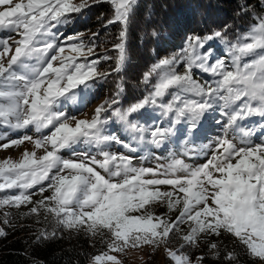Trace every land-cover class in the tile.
<instances>
[{"label": "snow or ice", "instance_id": "snow-or-ice-1", "mask_svg": "<svg viewBox=\"0 0 264 264\" xmlns=\"http://www.w3.org/2000/svg\"><path fill=\"white\" fill-rule=\"evenodd\" d=\"M101 2L112 7L104 27L120 25L110 49L98 52L103 43H97L98 32L87 41L83 33L61 39L58 26ZM136 4L0 0V32L9 33L0 37V128L5 130L0 149L32 145L19 159H0V192L5 193L0 196V237L7 236L5 226L12 223V212L5 209L27 208L19 215L42 216L55 225L52 231L39 230L37 243L54 238L58 229L99 237L103 250L88 264H123L121 257L129 250L145 247L163 248L170 264H204L209 255L234 264L239 259L234 249L222 251L220 244L204 239L224 234L264 264V137L254 142L255 128L243 123L259 117L264 130V0L255 7L247 0L241 5L251 23L235 40L224 31L190 35L180 53L153 63L142 74L146 94L126 108L119 106L125 90L121 79L90 118L70 116L62 110L66 101L83 102L98 81L123 71ZM212 41L227 46L226 56L213 59ZM108 61L114 67L101 71L100 64ZM197 70L213 79H197ZM147 108L156 113L151 123L134 118ZM217 109L223 123L209 143L199 149L185 144L183 153L169 151L165 162L154 167L134 163L131 153L166 148L182 123L186 134L195 136L206 113ZM161 118L166 126L158 122ZM111 123L127 136L109 132ZM112 144L129 154L107 150ZM81 145L85 150L75 151ZM64 150L72 158H65ZM186 155H203L205 162L189 164ZM36 193L42 198L34 200ZM158 205L166 212L152 210ZM174 238L180 241L175 248ZM201 243L207 254L187 251Z\"/></svg>", "mask_w": 264, "mask_h": 264}, {"label": "trees", "instance_id": "trees-1", "mask_svg": "<svg viewBox=\"0 0 264 264\" xmlns=\"http://www.w3.org/2000/svg\"><path fill=\"white\" fill-rule=\"evenodd\" d=\"M247 3L255 7L257 0H247ZM243 4L245 0H137L128 26L127 61L123 71L119 74L113 73L107 80L98 81L87 98H93L94 101L111 98L116 91V84L122 79L125 90L120 97L119 106L126 108L141 99L146 94L145 86L141 82L143 72L160 58L180 53L190 35L204 36L214 31H224L229 40H235L237 36L245 33L251 23V16L241 14L240 8ZM111 16L112 7L109 3L92 4L81 13L70 16L68 29L74 34L98 32L100 39L97 43L103 41L98 52H102L104 48H111V43L115 41L120 30L119 24L104 27ZM208 47L213 49V53L226 56V49L221 41H212ZM109 55L114 56L115 52L110 51ZM112 67L113 61L101 63L99 66L101 71L110 70ZM180 70L183 71V68ZM155 114L152 109L147 108L134 118L142 123L152 122ZM112 127L119 129V132L122 130L116 123H111L108 129ZM3 195L5 193L0 192V196ZM5 210L12 212V223L5 226L7 236L0 237V264H88L92 255L103 250L99 237L91 238L84 232L68 229H58L54 238L37 243L34 237L39 230L48 227L52 231L55 225L46 223L42 216L37 218L19 215L20 212L27 211V208ZM187 227L184 225L183 229L186 231ZM204 239L217 242L222 251L234 249L239 257L234 264H260L258 259L246 254L228 234ZM179 243L174 238L171 246L178 247ZM187 251L196 256L207 254L208 249L201 243L198 249ZM129 262L127 260L128 264H161L155 255L149 256L142 263ZM163 264H170L168 258ZM204 264H226V261L209 255Z\"/></svg>", "mask_w": 264, "mask_h": 264}, {"label": "rangeland", "instance_id": "rangeland-1", "mask_svg": "<svg viewBox=\"0 0 264 264\" xmlns=\"http://www.w3.org/2000/svg\"><path fill=\"white\" fill-rule=\"evenodd\" d=\"M68 27H69V23L58 26V34H61V39L63 37L75 35L73 31H70V29H68ZM92 33L93 31L83 33L86 41L90 38ZM7 35H9V33L0 32V37ZM221 45L225 49H227V46L223 42H221ZM218 57H224V55L213 53V59ZM195 73H196L195 77L201 81H206V80L210 81L211 79H213L210 76V74L203 73L199 70H197ZM101 102L102 100L94 101L93 98H87L83 102L66 101L63 105L62 110H65L70 116H76L78 119L90 118L95 107ZM160 122L163 123L165 126L168 123L167 120L163 118L160 120ZM259 122H260L259 117H253L250 120L243 122L245 127L255 128V135L253 136V141L256 143H259L260 139L264 137V130H261V128L259 127ZM222 123H223V117L220 115L219 110L217 109L214 111H210L206 113V115L202 119L200 123L199 131L195 134V136H188L186 134V124L182 123L177 126L179 131L177 132V135L176 137H174L173 141L170 142L166 148H162V149L152 148L146 151H138L136 153H131L130 155H133L135 157L134 163H136L137 166L154 167L157 163L165 162L164 158L167 157L169 151H175L178 155L183 153L185 149V144H187L188 148L199 149L200 146L209 143L218 134H220ZM3 131L5 130L3 128H0V133H2ZM108 131L120 135L122 138H125L127 136L126 133H123L122 130L119 132V129L115 127L108 129ZM24 148H28L29 150H31L32 145L25 143L20 147H10L6 150L0 149V159H4L7 157H11L12 159H19ZM84 150H85V146L83 145L78 146L75 149V151L77 152H81ZM107 150L114 153L129 154L127 152V149L122 148L119 144H112ZM39 154L42 153L38 152V155ZM93 154H95L94 150H93ZM62 155L65 158H72V153L69 150H64L62 152ZM156 157H159L160 159H156ZM184 158L187 163L192 165H199L205 162V157L203 155H199V156L186 155L184 156ZM165 190H167L166 186H165ZM48 194L50 193L45 192L43 195L46 196ZM40 197L41 195L39 193H36L33 196V199L37 200ZM152 210L155 211L157 214H161L166 212V207L163 205H158ZM176 214H177L176 212H173L170 215L172 216V218H174ZM151 255H155L161 264H163L167 258L163 248L153 252L151 248L145 247L139 250H129L125 255L121 257V259L123 260V264H128L127 260L130 261L129 263H142L146 258H148Z\"/></svg>", "mask_w": 264, "mask_h": 264}]
</instances>
